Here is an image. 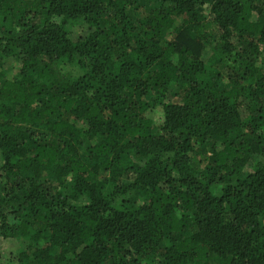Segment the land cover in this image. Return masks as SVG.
Listing matches in <instances>:
<instances>
[{
	"label": "trees",
	"instance_id": "obj_1",
	"mask_svg": "<svg viewBox=\"0 0 264 264\" xmlns=\"http://www.w3.org/2000/svg\"><path fill=\"white\" fill-rule=\"evenodd\" d=\"M0 239L264 264V0H0Z\"/></svg>",
	"mask_w": 264,
	"mask_h": 264
},
{
	"label": "rangeland",
	"instance_id": "obj_2",
	"mask_svg": "<svg viewBox=\"0 0 264 264\" xmlns=\"http://www.w3.org/2000/svg\"><path fill=\"white\" fill-rule=\"evenodd\" d=\"M74 29V27L72 28ZM19 68V63H18V59L16 58V60H9L7 62L4 63L3 66V71H4V75L5 76H12L15 74L16 71H18ZM69 71L72 73V75L76 76L78 75L79 71L77 68H69ZM177 87L173 86L172 90H175ZM174 99H178L173 97V101H175ZM154 115L155 117H159L160 116V109L159 107L155 108L154 110ZM8 245L2 240L0 239V264H7L8 261Z\"/></svg>",
	"mask_w": 264,
	"mask_h": 264
}]
</instances>
